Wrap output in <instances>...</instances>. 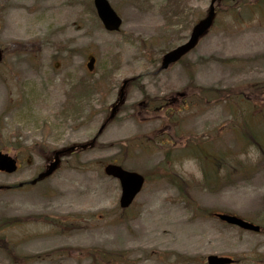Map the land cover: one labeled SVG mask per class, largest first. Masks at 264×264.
<instances>
[{
	"label": "rangeland",
	"instance_id": "obj_1",
	"mask_svg": "<svg viewBox=\"0 0 264 264\" xmlns=\"http://www.w3.org/2000/svg\"><path fill=\"white\" fill-rule=\"evenodd\" d=\"M108 1L122 18L116 32L103 28L92 0H0V149L23 156L14 176L0 172V183L43 166L51 153L25 150L36 143L53 150L90 141L129 79L125 101L94 145L64 156L35 186L0 191V222L9 225H0V240L18 255L9 259L0 248V264H92L87 248L109 255L107 264H205L211 253L264 264V153L233 132L244 114L264 117V89L249 113L239 105L242 93L231 104L220 100L264 85V11L232 13V1L223 0L198 45L156 73L162 53L187 38L209 0ZM88 54L96 57L90 75ZM68 102L81 117L59 116ZM224 154L245 168L233 164L229 175L205 179V160ZM107 162L145 176L125 210L118 181L103 172ZM203 209L263 229L240 230Z\"/></svg>",
	"mask_w": 264,
	"mask_h": 264
},
{
	"label": "water",
	"instance_id": "obj_2",
	"mask_svg": "<svg viewBox=\"0 0 264 264\" xmlns=\"http://www.w3.org/2000/svg\"><path fill=\"white\" fill-rule=\"evenodd\" d=\"M94 4L97 13L101 18V20L103 21L105 27L108 29H118L121 20L112 10L107 0H94ZM213 17H214V12H213V7L211 6L208 11V14L198 23H196L195 26L193 27L189 40L186 43L164 54V56L162 57V67L165 68L169 63L176 61L181 55H183L185 52L191 49L197 42L198 38L207 31V29L212 23ZM0 60H1V52H0ZM93 61L94 58L90 57L89 62L87 64L89 68L92 67ZM114 111L115 108L112 109L110 116L113 115ZM60 153H61L60 151L56 152L55 161L49 166V168L46 171L38 175V179L48 175L56 167L59 161L58 155ZM0 169H4L7 171H13L15 169L13 160L7 155L2 153H0ZM105 171L107 174H111L114 177H118L120 179L122 185V195L120 198V204L121 206H127L132 200L133 196L139 191L141 184L143 182L142 177L137 173L125 171L120 166L115 164H107L105 166ZM220 217L228 222L239 225L245 229H250L254 231H257L259 229L258 226L253 225L250 222L244 221L235 216L220 215ZM229 262H231V260L226 257H217V256L208 257V264H225Z\"/></svg>",
	"mask_w": 264,
	"mask_h": 264
},
{
	"label": "flooded vegetation",
	"instance_id": "obj_3",
	"mask_svg": "<svg viewBox=\"0 0 264 264\" xmlns=\"http://www.w3.org/2000/svg\"><path fill=\"white\" fill-rule=\"evenodd\" d=\"M221 1L222 0H219L218 1V3L216 4V9H218V6H219V4L221 3ZM251 1L252 0H232V2H236V3H239L240 2V4H242V2H245L244 4H246V3H248V2H250L251 3ZM254 1H258V2H260L261 3V1L262 2H264V0H254ZM38 149H40V150H43V151H50V148H49V146L48 145H46V144H36L35 145ZM44 166L46 165V163L51 159V156H46V157H44ZM16 160H17V165L18 166H20L21 165V163H20V160H19V157L16 155Z\"/></svg>",
	"mask_w": 264,
	"mask_h": 264
},
{
	"label": "trees",
	"instance_id": "obj_4",
	"mask_svg": "<svg viewBox=\"0 0 264 264\" xmlns=\"http://www.w3.org/2000/svg\"><path fill=\"white\" fill-rule=\"evenodd\" d=\"M246 125H245V127H246ZM246 130L249 132V137L252 138V139L258 138L260 136V134L262 133L261 131L255 130L254 127H252L251 129H248L246 127ZM9 254L12 256V252L11 251H9Z\"/></svg>",
	"mask_w": 264,
	"mask_h": 264
}]
</instances>
